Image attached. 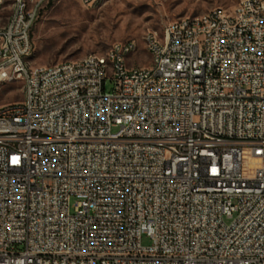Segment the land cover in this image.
Returning a JSON list of instances; mask_svg holds the SVG:
<instances>
[{
    "label": "built area",
    "instance_id": "built-area-1",
    "mask_svg": "<svg viewBox=\"0 0 264 264\" xmlns=\"http://www.w3.org/2000/svg\"><path fill=\"white\" fill-rule=\"evenodd\" d=\"M50 2L0 0V85L24 91L0 106V264H264V0L146 33L134 67V40L32 65Z\"/></svg>",
    "mask_w": 264,
    "mask_h": 264
},
{
    "label": "rangeland",
    "instance_id": "rangeland-1",
    "mask_svg": "<svg viewBox=\"0 0 264 264\" xmlns=\"http://www.w3.org/2000/svg\"><path fill=\"white\" fill-rule=\"evenodd\" d=\"M240 1L101 0L86 6L80 0H51L33 28L29 60L35 66L78 61L89 54H105L116 42L134 40L138 48L128 56V65L144 66L151 63L144 43L146 33L155 31L161 35L172 21L200 16L218 7L231 9ZM106 90L112 91V83H107ZM23 99L22 81L0 85V106ZM76 201L73 198L72 205ZM142 245L151 246V239L144 236Z\"/></svg>",
    "mask_w": 264,
    "mask_h": 264
},
{
    "label": "bare ground",
    "instance_id": "bare-ground-1",
    "mask_svg": "<svg viewBox=\"0 0 264 264\" xmlns=\"http://www.w3.org/2000/svg\"><path fill=\"white\" fill-rule=\"evenodd\" d=\"M99 1L101 0H94V4L98 3ZM154 34H155V38L156 39H165V29L163 31V34H159L157 32L154 31ZM106 53H114V45L111 47V49L109 51H107ZM128 56H123V63H124V66H129L128 65ZM77 64H86V57H84L83 59L81 60H78L77 61Z\"/></svg>",
    "mask_w": 264,
    "mask_h": 264
}]
</instances>
